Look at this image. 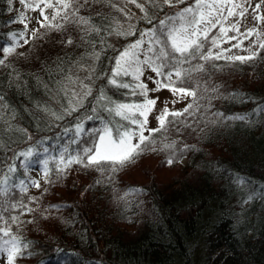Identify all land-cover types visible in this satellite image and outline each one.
Masks as SVG:
<instances>
[{"label":"trees","instance_id":"1","mask_svg":"<svg viewBox=\"0 0 264 264\" xmlns=\"http://www.w3.org/2000/svg\"><path fill=\"white\" fill-rule=\"evenodd\" d=\"M19 3L0 0V46L10 33L29 31L28 20L26 30L18 22ZM130 3L80 0L74 7L88 25H78L76 18L71 22L58 18L53 23L64 24L62 29L39 24L27 44L20 40L23 46L0 65V161L39 139H47L50 146L64 145L69 137L63 128L96 106L100 89L116 102L144 99L108 84L114 58L140 31L192 0L162 6L163 11L152 8V24L144 13L131 21ZM52 13L45 9V15ZM130 26H135L136 36L116 34ZM216 35L218 28L211 33ZM215 48L205 42V52L211 49L215 54ZM257 52L255 59L244 62L194 60L192 64H203L204 71L193 72L191 86L197 97L190 96L185 107L197 106L179 117V123L153 133L154 147L116 171L108 165L100 171L96 165L73 163L59 176L53 174L50 182L44 178L37 190L28 187L20 194L12 189L32 209L24 214L9 207L16 197L0 195V215L31 245L17 264H264V49ZM84 86L92 94L83 107L56 120L52 113L63 112L70 100L82 98ZM97 114L114 127H133L102 109ZM101 126L99 119L88 121L85 130ZM58 135L62 139L57 140ZM86 140L91 137L68 145L69 151L88 146ZM173 142L175 151L163 148ZM12 216L19 217L15 225Z\"/></svg>","mask_w":264,"mask_h":264},{"label":"snow or ice","instance_id":"2","mask_svg":"<svg viewBox=\"0 0 264 264\" xmlns=\"http://www.w3.org/2000/svg\"><path fill=\"white\" fill-rule=\"evenodd\" d=\"M11 2L12 0H9L10 4ZM19 2L32 10L40 9L43 21L38 22L42 28L62 29L64 24L53 23L58 18L64 22H71V18H76L75 22L78 25L89 24L88 19L78 16L79 7H74L79 4L80 0H55V4L52 0H32V2L19 0ZM131 2L140 8L146 21L152 24L150 15L152 8L163 11L162 6L176 7L178 4L185 3V0H175V2L174 0H140V2L131 0ZM84 3H87V0H84ZM41 4L43 7H40ZM262 7H264V0H259L254 5L252 0H192L191 4L178 9L174 15L166 14L164 18L159 19L156 26L140 31L138 38L129 43L114 58V66L109 70L107 82L116 88L128 89L132 96H142L143 101L139 103L116 102L108 97L103 89H100L94 98L96 106L91 107L87 115L77 117L71 127L63 128L64 136L69 137L64 145L50 146L47 139H39L27 148L13 150L10 158L0 161V195L8 199L16 197L9 207L12 210H21V214L32 211L17 196V193L12 191L16 189L18 193L26 194L29 185L40 187L37 180L28 176L32 170L40 171L46 182H50L53 174L59 176L64 173L73 163L84 166L96 165L100 171H104L103 165H108L114 172L118 167L131 162L145 149L154 147L156 140L153 138V133L165 130L167 124L179 123L178 118L186 113L191 114L189 110L197 105L190 103L183 111L171 112L165 107L156 118L159 127L157 129L147 128L148 116L157 101L148 98L150 90L141 79L145 70H151L155 74V78L148 77L156 85L152 91L168 88L173 95L181 98L191 96L195 100L197 93L191 86L192 74L203 72L204 65L200 63L193 65L194 60L208 61L223 58L228 61L244 62L256 58L258 52L253 51L252 48H255L257 44L259 49H264V39H261L264 32L256 27L249 28L245 32L240 31L241 20L248 15L249 9L257 24L264 23V14H261ZM49 8L53 9L51 17L45 15V9ZM26 20L27 17L21 13L18 22L24 24L25 30L28 27ZM134 28L135 26H130L129 30L117 31L116 34L125 37L136 36ZM217 28L218 35L211 36L213 30ZM91 31L99 33L101 29L93 28ZM228 32H235L237 35L229 37ZM254 34L257 39L253 41L252 48L245 49L250 53L248 56H224V52H230L231 49H222L221 52L215 54L211 49L204 51L205 42H209L212 47H219L221 42L237 40L238 36L248 39ZM25 35V31L12 32L8 35V42L0 46V53H3L0 65H5L8 57L15 54L18 47L23 46L20 40H24V44L28 43V40L24 39ZM32 35L35 37V31ZM72 43V39L69 38L67 44ZM242 43L243 41L239 40L233 47L239 48ZM93 55L99 59V53L94 52ZM185 65H191V67H185ZM122 77H129L135 83H128ZM84 87L86 90L82 98L70 100L63 112L52 113L56 120H63L66 115L71 116L73 112L83 107L84 100L92 94L90 87ZM101 109L119 117L133 127H126L125 124L114 127L111 120L105 122L104 118L97 114ZM169 116L173 118L170 121ZM97 119L101 121V127L85 130V124L88 121ZM235 119H243V117H235ZM145 131L149 133L148 136L144 135ZM86 137H91L90 141L86 140L88 146L81 145L78 151H69L68 145H78ZM27 139L31 140L32 137L29 136ZM56 139L60 140L62 137L58 135ZM133 140L136 142L133 143ZM163 148L175 151V142L164 144ZM17 161H19V168ZM168 162L172 163V160ZM18 171L22 174L19 177L17 176ZM18 220V216L10 217L12 225L17 224ZM0 223L3 224L0 226V264H17L18 259L26 258L29 254L30 242L13 232L9 221L5 220L2 215H0Z\"/></svg>","mask_w":264,"mask_h":264},{"label":"rangeland","instance_id":"3","mask_svg":"<svg viewBox=\"0 0 264 264\" xmlns=\"http://www.w3.org/2000/svg\"><path fill=\"white\" fill-rule=\"evenodd\" d=\"M175 2V0H174ZM259 2V0H252L253 5L255 3ZM130 6L133 8V10L130 11V20L134 22L135 16H138L140 14H143V12L140 10V8L136 7L134 3H130ZM18 10L27 17V20L30 22V27L28 33H26L24 39L28 40L30 38L31 32L34 29H37L39 27V22L43 18L40 16V11H35L33 14L30 9H27L24 6H21L20 3L18 4ZM22 10V11H21ZM136 14V15H135ZM261 14H264V7L261 9ZM130 21V22H131ZM256 27L258 28L259 31L264 32V23L257 24L256 21L253 20L252 14H251V9H249L248 15L241 20L240 24V31L245 32L249 28ZM237 35L235 32H228V36H235ZM257 37L255 34L248 39H245L243 36H238L237 40H230L228 42H221L219 47H216L215 51L217 53L221 52L222 49H231L230 52H224V56H233V55H241V56H248L250 53L249 51H246L245 49L252 48V43L255 41ZM261 39H264V36L261 37ZM239 40H242L243 43L239 48L233 47L234 44H236ZM258 49V44L255 48H252L253 51H257ZM148 77H153L155 78V74L151 72V70H145L144 75L141 77L142 81L147 84L148 89L150 90L148 93V98L149 99H155L156 105L151 111V113L148 116V124L147 127L152 128L156 127L158 125L157 121V116L160 115L162 110L167 107L169 111H179L182 110L185 105L188 103L190 100V96L181 98L178 95H173L171 91H169L168 88H161L159 91H152L153 89L156 88V85L152 82V80L148 79ZM143 100H140L139 102H142ZM136 102V103H139ZM136 141L133 140V143ZM35 176H32L31 179H35L39 182H43V174L35 170ZM29 188L31 190H37V187L29 185Z\"/></svg>","mask_w":264,"mask_h":264}]
</instances>
